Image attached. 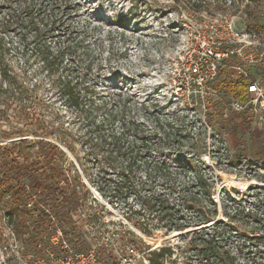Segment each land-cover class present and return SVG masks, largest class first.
Wrapping results in <instances>:
<instances>
[{
	"label": "rangeland",
	"instance_id": "rangeland-1",
	"mask_svg": "<svg viewBox=\"0 0 264 264\" xmlns=\"http://www.w3.org/2000/svg\"><path fill=\"white\" fill-rule=\"evenodd\" d=\"M41 1L46 2L48 9L49 5L63 6L68 29L61 28L56 36L47 29L39 30L30 15L36 11L26 9L24 0H0V74L5 70L26 84L32 94L31 102L36 104L32 111L34 116L53 121L57 128L64 124L78 153L80 162L66 149L70 159L65 165L80 171L86 186L81 193L85 202L75 219L80 228L77 231L80 246L92 248L96 243H102L99 232L112 234L122 229L124 239L115 243L119 246L131 244L144 253L171 247L175 253L172 258L166 257L165 264H209L198 252L199 241L192 244L191 235L211 229L221 220L238 228L240 233L226 247L232 255V260L226 264H264V118L257 115L254 124L249 122L245 133L241 128L244 123L236 114L229 112L227 121L221 116L229 109V100L235 99L233 95L219 96L215 102L211 100L215 107L211 112H205L201 102L193 108L186 107L168 91L172 64L188 42L182 12L226 11L221 0L217 4L211 0ZM252 2L247 11L255 19L256 27L264 28V0ZM241 5L242 0H233L229 9L239 11ZM84 39L88 40L86 44L81 43ZM47 41L57 43L53 45L54 52L60 42L68 41L63 44L69 46L63 51V65L56 55H53L52 67L44 63V58L51 52ZM86 59L91 61L87 69L82 68ZM67 74L74 77L87 75L88 84L97 89V99L104 95L127 101L131 112L125 120L115 123V130L122 132L125 127L129 132L126 142L137 138L142 155L173 168L185 167L191 175L203 172L207 180L213 179L217 221L178 232H169L166 223H159L149 236L127 221L124 205L113 207L103 199L90 182L103 177L109 180V176L98 171L102 165L108 167V162L97 155L102 151L86 136L79 116L65 106L61 79ZM259 74L264 86V70ZM6 87L7 83L0 76V94ZM214 112L219 115L215 116ZM150 115H156L157 123ZM134 121L139 123V135L128 126ZM24 128V125L16 124L3 126V130L13 136ZM25 131L33 132L34 128L29 126ZM27 138L37 140L32 135ZM20 140L17 136L13 140L1 139L0 145ZM80 165L89 170L91 179L84 175ZM231 176L246 184L230 187L227 181ZM110 179L118 181L116 177ZM228 196L236 202H229ZM4 207L1 203L0 264H33L30 259L26 260V255L32 252L25 237L18 238V254L12 252L14 240ZM225 210L229 218L224 214ZM238 211L241 214L236 213ZM94 214L97 219L93 218ZM179 216H186V220L193 217L185 211H180ZM156 234L164 239L161 243L147 240Z\"/></svg>",
	"mask_w": 264,
	"mask_h": 264
},
{
	"label": "trees",
	"instance_id": "trees-1",
	"mask_svg": "<svg viewBox=\"0 0 264 264\" xmlns=\"http://www.w3.org/2000/svg\"><path fill=\"white\" fill-rule=\"evenodd\" d=\"M24 2L26 9L30 11L32 8L36 11L34 15H30L36 25L38 24L39 30L47 29L56 36L61 28L68 27L64 23L63 15L66 11L62 5H49L48 9L46 2L41 0ZM249 18L250 24L256 27L251 13ZM83 33L87 34L86 31ZM87 42L84 39L81 43ZM47 43L51 52L44 58V63L50 64L49 68L52 67L53 55H56L63 65V51L69 47L63 44L68 41L60 42L55 52L52 49L54 43H57ZM85 63L82 68H89L91 61L86 59ZM0 76L7 83L6 89L2 88L0 94V140H13L16 136L21 138L20 141L0 145V205L5 204V217L8 224L14 225L17 236L24 238L28 234L26 243L34 248L41 241V237L49 233V218L44 212L33 215L27 209V192L39 194L45 203L51 202L59 221L73 229L72 213L83 206L85 201L81 193L86 186L82 183L80 171L72 165L69 168L65 165L70 158L61 145L79 162L80 160L67 130L63 127L64 124L57 128L53 121L34 116L32 111L36 104L31 102L32 94H29L26 84L18 76H12L5 70L1 71ZM61 82L65 106L79 116L86 129V136L102 151V154L97 155H101L108 162V167L102 165L98 171L109 176V180L103 177L102 180L91 181L90 185L113 207L124 205L128 222L150 236L159 223H166L165 227L169 232H178L217 221L218 204L214 201L213 179L207 180L203 172L197 171L191 175L185 167L173 168L165 162L145 157L138 149L137 138L131 142L125 141L129 133L125 127L122 132H116L115 123L125 120L131 112L127 101L104 95L97 99V89L88 84L87 75H63ZM214 89L224 97L233 95L239 102L246 101L247 89L244 83H234L225 78L215 82ZM214 107L211 103L207 104V109ZM214 113L215 116L219 115ZM149 117H154L157 123L156 115ZM241 123H244L241 128L246 133L250 123L244 119ZM4 124L24 125L25 128L13 136L3 130ZM29 126L34 128L33 132L25 131ZM128 126L139 135L138 122H131ZM28 132L37 140L28 139L31 136ZM141 143L144 144L145 141ZM80 168L91 179L89 170L82 165ZM110 177H116L118 181L112 182ZM198 184L200 187H197ZM228 201L236 202L231 196H228ZM94 202L97 203L95 200ZM180 211L190 213L193 217L189 220H186V216L180 218ZM236 213L241 214L240 211ZM224 214L229 216L226 210ZM96 217L94 214L93 218ZM237 229L220 220L211 229L191 235L192 244L199 241L201 247L198 252L209 264H226L228 260H232L226 247L239 236ZM174 253L175 250L171 247L153 252L151 264H165L166 257L172 258Z\"/></svg>",
	"mask_w": 264,
	"mask_h": 264
},
{
	"label": "built area",
	"instance_id": "built-area-1",
	"mask_svg": "<svg viewBox=\"0 0 264 264\" xmlns=\"http://www.w3.org/2000/svg\"><path fill=\"white\" fill-rule=\"evenodd\" d=\"M211 2L220 3L219 0ZM221 3L226 11L182 12L188 42L172 64L168 91L186 107L193 108L201 102L203 110L211 112L207 104L211 100L215 102L219 96L224 97L214 89L215 82L227 78L234 83H244L247 89L245 103L230 99L229 109L221 116L227 121L232 112L238 120L254 124L257 115L264 118V86L259 74L264 70V28L250 24L247 7L252 5V0H242L239 11L229 9L233 0H221ZM262 125L264 128V123ZM41 199L39 194L28 191L26 207L33 215L47 214L49 233L31 248L32 253L26 255V260L30 259L33 264H151L152 250L144 253L131 244H115L124 239L122 229L112 234L99 232L102 243L98 239L99 243L92 248L83 249L78 242L80 228L75 220L81 209L72 213V229L59 221L51 202L45 203ZM9 226L14 240L12 252L18 254L19 237L14 225Z\"/></svg>",
	"mask_w": 264,
	"mask_h": 264
},
{
	"label": "bare ground",
	"instance_id": "bare-ground-1",
	"mask_svg": "<svg viewBox=\"0 0 264 264\" xmlns=\"http://www.w3.org/2000/svg\"><path fill=\"white\" fill-rule=\"evenodd\" d=\"M231 180L227 181V184H229L230 187H236V186H242L246 184L245 181L237 180L235 176L230 177ZM147 240L151 243H161L164 239L160 235H155L153 237H147Z\"/></svg>",
	"mask_w": 264,
	"mask_h": 264
},
{
	"label": "water",
	"instance_id": "water-1",
	"mask_svg": "<svg viewBox=\"0 0 264 264\" xmlns=\"http://www.w3.org/2000/svg\"><path fill=\"white\" fill-rule=\"evenodd\" d=\"M62 149H64V150L67 152V150H66L65 148L62 147ZM67 153H68V152H67ZM204 228H205V227H204ZM186 233H188V232H186ZM177 235H180V234H177ZM177 235H175V236H177Z\"/></svg>",
	"mask_w": 264,
	"mask_h": 264
}]
</instances>
